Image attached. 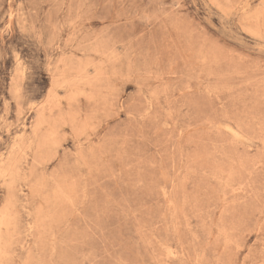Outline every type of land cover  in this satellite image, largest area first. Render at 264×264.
Returning <instances> with one entry per match:
<instances>
[{
    "label": "rangeland",
    "instance_id": "obj_1",
    "mask_svg": "<svg viewBox=\"0 0 264 264\" xmlns=\"http://www.w3.org/2000/svg\"><path fill=\"white\" fill-rule=\"evenodd\" d=\"M0 264H264V0H0Z\"/></svg>",
    "mask_w": 264,
    "mask_h": 264
}]
</instances>
